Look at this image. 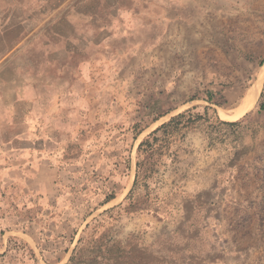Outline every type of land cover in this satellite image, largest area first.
I'll return each instance as SVG.
<instances>
[{"label": "rangeland", "instance_id": "374dc122", "mask_svg": "<svg viewBox=\"0 0 264 264\" xmlns=\"http://www.w3.org/2000/svg\"><path fill=\"white\" fill-rule=\"evenodd\" d=\"M130 11L141 32L111 40L93 75L108 113L61 120L43 152H0V264H264V0H138ZM254 87V104L222 116ZM209 155L238 175L212 195L223 224L204 240L206 209L203 220L199 199L168 194L165 174Z\"/></svg>", "mask_w": 264, "mask_h": 264}, {"label": "crops", "instance_id": "0c3cea01", "mask_svg": "<svg viewBox=\"0 0 264 264\" xmlns=\"http://www.w3.org/2000/svg\"><path fill=\"white\" fill-rule=\"evenodd\" d=\"M137 4L138 0H0L1 153L23 157L43 152L48 150L46 138L59 136L61 120H94L99 112L108 113L109 93L93 75L103 74L102 51L111 40H129L141 32L139 13L130 11ZM258 92L254 87L248 94L253 104ZM175 164L177 169L165 174L171 177L167 193L200 200L203 207L196 206L197 215L204 220L200 211L206 209L208 220L199 232L206 240L223 224L212 195L221 181H234L238 172L223 157L211 155ZM9 172H3L2 180H9ZM232 195L233 204L245 200L234 191ZM187 206L183 204L186 216ZM183 223L186 219L178 222L175 232Z\"/></svg>", "mask_w": 264, "mask_h": 264}, {"label": "trees", "instance_id": "16d2710c", "mask_svg": "<svg viewBox=\"0 0 264 264\" xmlns=\"http://www.w3.org/2000/svg\"><path fill=\"white\" fill-rule=\"evenodd\" d=\"M208 100L209 101H212L211 100V98H208ZM260 110H264V101H261L260 102ZM182 116H184V113H181V114H178L177 116H174L169 122H166V123H163L162 125H160L159 127H157L151 134H156V133H158L159 131H161V130H165V128L171 123V122H173V121H175V120H177V121H180V120H178L179 118H181ZM225 123H230V122H225ZM150 134V135H151ZM142 144L143 143H141L140 144V146L139 147H141L142 146ZM136 181H137V179H136ZM115 196L114 195H112V196H110V197H108V199H107V201H109V200H111V199H113ZM137 247V246H136ZM134 248H135V246H134ZM105 250H109V248H105ZM110 252H112L111 251V249H110ZM74 259V257H72V259L71 260H73ZM125 260L124 261H117V263H115V264H134V260L133 261H129V259H131L130 258V256H126L125 258H124ZM141 259V258H140ZM143 259H146V258H144L143 257ZM142 260V259H141Z\"/></svg>", "mask_w": 264, "mask_h": 264}, {"label": "bare ground", "instance_id": "6f19581e", "mask_svg": "<svg viewBox=\"0 0 264 264\" xmlns=\"http://www.w3.org/2000/svg\"><path fill=\"white\" fill-rule=\"evenodd\" d=\"M246 99V98H245ZM252 104V98H251V95L249 96H247V99H246V101L243 103V105L241 106V107H239L235 112H236V114L234 115V116H230V115H228L227 113H225V112H222L221 114H222V116L224 117V118H234V117H237V116H239L242 112H244L250 105ZM234 112V111H233Z\"/></svg>", "mask_w": 264, "mask_h": 264}]
</instances>
